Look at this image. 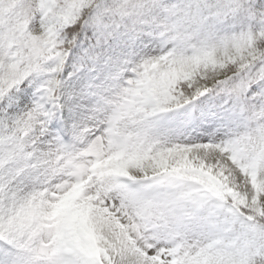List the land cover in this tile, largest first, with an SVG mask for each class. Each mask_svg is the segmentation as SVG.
Returning <instances> with one entry per match:
<instances>
[{"label":"snow or ice","instance_id":"1","mask_svg":"<svg viewBox=\"0 0 264 264\" xmlns=\"http://www.w3.org/2000/svg\"><path fill=\"white\" fill-rule=\"evenodd\" d=\"M0 264H264V0H0Z\"/></svg>","mask_w":264,"mask_h":264}]
</instances>
